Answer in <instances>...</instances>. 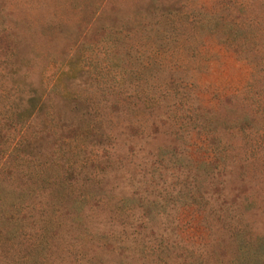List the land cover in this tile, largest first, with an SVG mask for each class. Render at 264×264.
<instances>
[{"label": "rangeland", "instance_id": "rangeland-1", "mask_svg": "<svg viewBox=\"0 0 264 264\" xmlns=\"http://www.w3.org/2000/svg\"><path fill=\"white\" fill-rule=\"evenodd\" d=\"M0 264H264V0H0Z\"/></svg>", "mask_w": 264, "mask_h": 264}]
</instances>
